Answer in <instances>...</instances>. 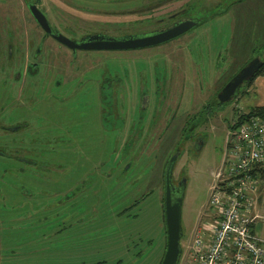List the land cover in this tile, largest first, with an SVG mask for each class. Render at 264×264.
<instances>
[{"label":"flooded vegetation","instance_id":"1","mask_svg":"<svg viewBox=\"0 0 264 264\" xmlns=\"http://www.w3.org/2000/svg\"><path fill=\"white\" fill-rule=\"evenodd\" d=\"M103 1L112 6L118 4L107 8L106 13L129 18L102 19L95 27H82L77 26L60 8H57L59 11L54 9L52 17L40 5L41 0H26L33 26L31 30H24L26 21L8 12L4 7L8 0H0V129L13 131V137L0 138V155L10 163L13 162L10 159H14L29 166L22 167V170L31 172H23L22 177L27 179L15 182L22 188V194L35 196L32 198L35 243L46 248L63 245L70 253L74 252L57 259H83L86 250L88 225L85 218L88 214L87 182L90 176L85 165L88 163V147L83 143L77 145L76 153L72 151L74 139L84 142L77 138L83 137V131L90 129L100 136L104 130L117 129L123 136L144 138L161 132L164 135L162 139L184 131L188 139L197 130L210 127L217 113L225 122L228 121V116L225 118L228 102L221 103L217 98L218 91L235 73L232 72V62L226 56L218 67L221 70L219 74L225 79L217 84V78L216 90L213 93L208 91L210 96L203 98L204 101L199 104L198 99L194 100L195 96L187 99V92L184 91L188 87L186 81L199 83L195 70L186 71L182 61L189 53L180 48L181 42L176 43L177 47L171 44L181 35L154 45H137L136 42L137 46L115 48L73 47L61 40V34L78 43L94 42L103 37L140 38L190 18L198 19L185 13L186 7L179 6L180 0ZM168 2L173 5L169 6ZM31 3H36L46 14L52 28L49 33L34 16ZM83 7L91 12L95 10V6ZM93 50H138L144 65L123 71L112 64L105 67L102 59L90 56ZM201 55H205L204 52ZM210 55L211 59L205 57L203 60L210 70L211 67L216 69L218 63L215 58H221L223 52L217 55L208 52L207 56ZM135 59L131 60L134 62ZM156 59L159 65L155 63ZM150 98L154 99L151 110ZM135 100L140 101V111L137 117L130 118ZM109 119L113 122L117 120L119 126L106 128L104 122ZM197 138L202 146L205 137L199 134ZM9 170L14 172L13 168ZM40 177L52 179L54 188L49 189L52 186L50 182L41 183ZM185 187L182 181L177 189L178 193H184L183 205ZM47 193L50 194L48 202L43 199ZM3 197L4 194L0 195V199ZM13 198L18 199L16 195ZM206 210H203L198 222ZM182 225L184 235L183 213ZM26 237L22 233L23 241ZM79 249L81 256H76Z\"/></svg>","mask_w":264,"mask_h":264},{"label":"rangeland","instance_id":"2","mask_svg":"<svg viewBox=\"0 0 264 264\" xmlns=\"http://www.w3.org/2000/svg\"><path fill=\"white\" fill-rule=\"evenodd\" d=\"M178 3L179 6L186 7L185 13L204 20L193 27L188 32L189 35L187 33L179 35L180 37L171 43L177 47L176 43L181 42L180 48L189 53L182 61L186 71L195 70L199 83L186 81L188 87H185L184 91L187 92L185 96L189 100L195 96L194 100L198 99L201 104L204 101L203 98L210 96L208 91L213 93V90H216L217 78L219 79L217 84L225 79L219 74L221 70L218 68L225 56L232 62V72H236L251 59L256 48L264 54L261 33L255 32L249 44L248 40L245 42V40L236 41L235 39L236 34L244 36L249 33V30L246 32L245 25L251 24V19L249 23L247 19L243 20L241 15L248 10L252 18L261 17L264 0H180ZM167 4L173 5L172 2ZM40 5L52 17L54 9L59 11L57 8H60L64 11L63 13H68L77 26L82 27H95L102 19L113 21L122 17L129 18V16L120 17L115 13H106L107 8H114L118 4L112 6L113 4L103 0L88 2L86 0H41ZM84 5L95 6V10L91 12L83 9ZM4 7L10 14L22 17L23 21H26L24 30L25 28L31 30L33 21L26 0H8ZM251 45L254 49L250 48ZM220 51L223 52L221 58L213 57L218 63L217 68L211 67L210 70L203 59L212 58L211 55L207 56L208 52L217 55ZM90 52L93 59H102L101 62L105 67L112 64L113 67L123 71L127 68L133 69L137 65H144L140 61L142 58L138 50H93ZM201 52L205 55L202 56ZM132 58H136L134 62ZM155 63L159 65V60L156 59ZM145 66H148V63H145ZM245 89L244 86L241 88V91L243 90L240 93L241 99L236 98L226 104V117H224L228 116L227 122L217 113L210 127L197 130L188 139L184 131H181L179 135H169L166 139H162L164 135L161 132L152 133L146 138L138 135L126 137L117 129L104 130L100 136L93 134L94 131L89 129L83 131L82 138L77 136L84 142L79 143L78 139H74L72 148L74 153L77 152L75 149L79 144L84 143L88 147V163L87 166L85 165L90 176L87 182L88 214L85 218L88 230L83 259H57L56 257L68 256L74 252L70 253L63 245L46 248L35 243L32 230L34 220L32 198L35 196L31 193L22 194V188H19V184L15 182L23 181V178L27 179L22 177L23 172L24 174L31 172L22 170V167L29 166L14 159H10L13 161L10 163L8 159L0 155V195L4 194L3 199H0V264H160L167 244L164 204L166 172L170 161L174 155L178 154L171 175L175 197L181 194L177 189L183 179L186 180L183 205L185 233L181 238L183 244L189 240L201 213L207 208L210 185L214 182L215 171L221 166L225 155L228 129L238 120L239 113H242L239 110L241 106H244ZM149 100L151 110L154 99ZM134 102L130 118L137 117L140 111L138 105L140 101ZM231 112H233L232 116ZM110 117L112 118V115ZM1 118L0 113V121ZM110 120L104 122L106 128L119 126L117 120L115 122ZM11 132L0 129V138L3 140L5 137H13ZM199 134L205 137L202 146L197 142ZM14 144L18 145V142ZM3 160H5L4 163H2ZM11 168L14 172L9 170ZM39 180L44 184L50 182L53 187L49 189L54 188L55 183L52 179L40 177ZM144 194H146L145 197L140 200ZM15 195L18 199L13 198ZM49 196V193L43 196L44 201L48 202ZM24 199L30 201L26 202ZM27 213L29 214L26 215ZM263 224V222L259 223L262 226ZM22 233L27 236L24 241ZM76 252H78L76 256H81V249Z\"/></svg>","mask_w":264,"mask_h":264},{"label":"built area","instance_id":"3","mask_svg":"<svg viewBox=\"0 0 264 264\" xmlns=\"http://www.w3.org/2000/svg\"><path fill=\"white\" fill-rule=\"evenodd\" d=\"M264 117L233 122L225 155L210 186L207 210L179 264H264Z\"/></svg>","mask_w":264,"mask_h":264},{"label":"water","instance_id":"4","mask_svg":"<svg viewBox=\"0 0 264 264\" xmlns=\"http://www.w3.org/2000/svg\"><path fill=\"white\" fill-rule=\"evenodd\" d=\"M30 8L44 27L47 33L51 31L50 22L46 14L39 8L36 3H31ZM202 22L200 18L197 20L190 18L183 22H179L170 28H166L159 32L150 34L140 38H97L94 42L84 41L81 43L64 36H59L61 40L73 47H85V48H115V47H133L140 44L154 45L179 35H182L199 25ZM136 42L138 44L136 45ZM264 63V58L261 54L252 57L245 65H243L237 72H235L230 79L224 84V86L218 91L217 98L221 103L229 102L236 98H239L241 88L247 87L250 80L253 79ZM178 154L174 155L171 159L169 167L166 172V193H165V223L167 231V244L165 254L160 264H179L183 250L184 243H181L183 237V225H182V207H183V193L180 196H174L173 186L171 184V175L173 172L174 164ZM184 184L186 180L183 179ZM0 263H1V237H0Z\"/></svg>","mask_w":264,"mask_h":264},{"label":"crops","instance_id":"5","mask_svg":"<svg viewBox=\"0 0 264 264\" xmlns=\"http://www.w3.org/2000/svg\"><path fill=\"white\" fill-rule=\"evenodd\" d=\"M262 15H263V19L261 20ZM262 15H261V17L257 16L256 18H254V17L252 18V15L249 13V11L246 10L245 13L243 15H241V18L243 20L247 19V21L249 23H250V19H251V24L246 23V25H245L246 32H248V30H249V33H246L244 36H243V34H236L235 35L236 41L245 40V42H247L246 40H248L247 43L249 44L252 42V40L254 38L253 34L255 32L261 33V35H262L261 39L264 41V8L262 10ZM250 48H253L252 45ZM245 91H246V93H245L246 97L243 98V101L245 100V102L243 103L244 106L240 107L239 112H248L253 106L263 105L264 104V73H261V74H258L257 76H255L252 83L246 87ZM241 98L242 97L240 96L239 99H241ZM250 100H252V101H250ZM250 102H251V104H250ZM260 205L263 209L264 208V194L260 198ZM258 230L264 236V234H263L264 224H263V226L258 224Z\"/></svg>","mask_w":264,"mask_h":264},{"label":"trees","instance_id":"6","mask_svg":"<svg viewBox=\"0 0 264 264\" xmlns=\"http://www.w3.org/2000/svg\"><path fill=\"white\" fill-rule=\"evenodd\" d=\"M202 21H204V20L202 19ZM258 54H261L262 57L264 58V54L260 53L257 49L254 50V53H253L252 57H254L255 55H258ZM261 73H264V63L260 67V69L258 70V72L256 73L255 76H257L258 74H261ZM253 79L250 80L248 85H250L252 83ZM250 114H259V115L264 117V104L263 105H259V106H253L248 112L239 113L238 121H241L245 116L250 115Z\"/></svg>","mask_w":264,"mask_h":264}]
</instances>
